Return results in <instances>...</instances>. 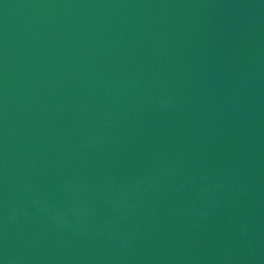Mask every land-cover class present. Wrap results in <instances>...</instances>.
Segmentation results:
<instances>
[{
    "label": "water",
    "instance_id": "95a60500",
    "mask_svg": "<svg viewBox=\"0 0 264 264\" xmlns=\"http://www.w3.org/2000/svg\"><path fill=\"white\" fill-rule=\"evenodd\" d=\"M0 264H264V0H0Z\"/></svg>",
    "mask_w": 264,
    "mask_h": 264
}]
</instances>
